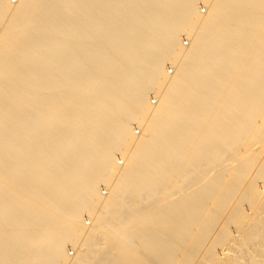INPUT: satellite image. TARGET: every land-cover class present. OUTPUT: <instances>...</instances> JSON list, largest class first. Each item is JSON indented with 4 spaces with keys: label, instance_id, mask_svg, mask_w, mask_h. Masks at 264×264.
<instances>
[{
    "label": "bare ground",
    "instance_id": "bare-ground-1",
    "mask_svg": "<svg viewBox=\"0 0 264 264\" xmlns=\"http://www.w3.org/2000/svg\"><path fill=\"white\" fill-rule=\"evenodd\" d=\"M0 28V264H264V0H0Z\"/></svg>",
    "mask_w": 264,
    "mask_h": 264
},
{
    "label": "rangeland",
    "instance_id": "rangeland-1",
    "mask_svg": "<svg viewBox=\"0 0 264 264\" xmlns=\"http://www.w3.org/2000/svg\"><path fill=\"white\" fill-rule=\"evenodd\" d=\"M11 1H12L13 4H16V1H17V0H11ZM203 11H204V10H203ZM0 30H1V28H0ZM182 40H183V44H184V46H187V44L189 43V40H188L186 37H183ZM167 68H168V72H169V74L171 75L172 72H173V68H172L171 66H169V65L167 66ZM150 98L152 99V103H153V104L157 101L156 97H154L153 95L150 96ZM154 105H155V104H154ZM134 129H135V133H136L137 135H140L139 133L141 132V129H140L139 127H137V126H135ZM122 161H123V160L120 159V161H119L120 165H122V163H123ZM101 188H102V193L106 195V192H108L107 189H105V187H101ZM85 221H86V225H89L90 220L88 219V217H85ZM68 252H69V255L72 257V255L75 254L76 251L73 250L72 247H68ZM73 256H74V255H73Z\"/></svg>",
    "mask_w": 264,
    "mask_h": 264
}]
</instances>
